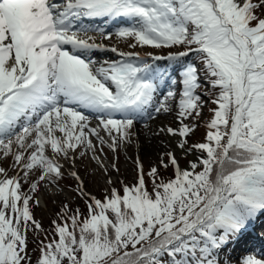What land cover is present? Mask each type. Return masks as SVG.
Listing matches in <instances>:
<instances>
[{
  "label": "snow or ice",
  "instance_id": "snow-or-ice-1",
  "mask_svg": "<svg viewBox=\"0 0 264 264\" xmlns=\"http://www.w3.org/2000/svg\"><path fill=\"white\" fill-rule=\"evenodd\" d=\"M95 20L126 23L114 32L85 23ZM89 32L114 35L133 51L90 42ZM97 52L119 58L92 59ZM189 55L199 63L183 64L171 80L180 86L179 126L156 135L175 138L186 154L195 150L196 160L181 169L167 151L147 173L137 160L135 183L103 200L70 171L86 216L67 215L65 204L37 264H227L220 254L264 215V0H0V153L17 169L9 176L0 167V264H31L28 234L43 231L31 193L64 178L59 160L74 169L91 153L104 168L98 151L117 153L138 121L173 111V91L156 100L165 78L156 62L181 64ZM201 72L216 107L206 142L189 147L203 106ZM170 167L165 182L160 168Z\"/></svg>",
  "mask_w": 264,
  "mask_h": 264
},
{
  "label": "rangeland",
  "instance_id": "rangeland-1",
  "mask_svg": "<svg viewBox=\"0 0 264 264\" xmlns=\"http://www.w3.org/2000/svg\"><path fill=\"white\" fill-rule=\"evenodd\" d=\"M105 44L111 47H116L119 51H133V49L127 47V41L116 38L114 35L111 39L106 40ZM134 51L145 52V48L138 47ZM189 59L193 60L191 63H197L195 56L193 57V55H191L189 56ZM201 83L203 85L201 87L202 89H198L197 91L202 96L203 106L201 108V116L194 121L196 125L194 132L190 133L187 137L189 147L195 143L206 142L205 137L209 130L207 124L214 115L212 110L216 107L210 102L214 93L210 91H205V93L202 92L208 87L207 83L202 80V76ZM172 91L177 94L175 101H167V103L173 107L172 112L162 114V116L158 117V119L156 118L155 121L151 119L138 121L135 127V134L131 137V142L122 146L117 153L111 152L106 146L103 149V153L99 151L97 152L100 160L103 161L104 168H101L91 159V153L83 158L77 159L76 167L74 169L71 167V161L65 163L61 158L59 162L63 165V171L65 173L64 178L58 184L41 182L37 191L31 193L34 197L33 201L30 202L31 210L34 218L41 223L43 228L42 232H29L28 234L27 253L30 257L31 264H37L40 255L39 248L41 246V240L47 236L48 240L45 241V243H47L54 237V226L52 221L55 220L57 223L63 222L61 217L65 212V204L69 206L67 215L71 216L75 213V210L79 209L82 213L81 218L83 219V217L86 216V204L78 195L76 183L70 178V171L75 170L81 176L85 185L86 193H90L96 198L103 200L104 196L108 195L113 187L117 190H122L123 185L127 184L131 186L135 183L137 177V160L143 165L145 173H147L151 167L158 166L159 158L167 151H173L175 153L181 169L187 168L190 161L196 160L199 153H196L195 150L186 154L185 151L176 147L175 138L168 137L164 133L156 135L161 127L177 128L179 126L175 106L178 104L180 86L178 85L172 89ZM166 94L162 95L163 97L161 96L159 100H164ZM90 123L92 126H95L97 121L91 120ZM151 135L152 138H150ZM92 139L95 142V138ZM148 139L152 140L149 141ZM141 144L143 145V149H141ZM1 155L2 153H0V167L6 168L9 176L15 175L13 171L17 169L12 167V157L5 158ZM113 164L118 167V172L113 169ZM169 169L165 170L160 168V176ZM105 170L107 171V174ZM130 179L133 182L132 184L129 182ZM109 180L112 181L111 184L108 183ZM145 180L148 184L147 186H151L150 179L147 176H145ZM29 188V184H24L22 191L27 193L29 192Z\"/></svg>",
  "mask_w": 264,
  "mask_h": 264
},
{
  "label": "bare ground",
  "instance_id": "bare-ground-1",
  "mask_svg": "<svg viewBox=\"0 0 264 264\" xmlns=\"http://www.w3.org/2000/svg\"><path fill=\"white\" fill-rule=\"evenodd\" d=\"M163 97V96H162ZM161 116H162V114H161ZM163 118V117H162ZM158 119V118H157ZM146 120V119H145ZM155 121V120H154ZM153 121V122H154ZM145 123V122H144ZM148 123V122H147ZM156 124V123H155ZM139 125V124H138ZM142 126H144V125H142ZM156 126V125H155ZM138 127H140V126H138ZM145 127V126H144ZM143 128V127H142ZM150 133V132H149ZM145 134V133H144ZM150 138H152V135L150 136ZM149 140V139H148ZM152 139H150L149 141H151ZM147 141V140H146ZM149 143V142H148ZM144 144V143H143ZM153 144V143H152ZM148 145V144H147ZM141 149H143V145L141 144ZM194 159V158H193Z\"/></svg>",
  "mask_w": 264,
  "mask_h": 264
},
{
  "label": "trees",
  "instance_id": "trees-1",
  "mask_svg": "<svg viewBox=\"0 0 264 264\" xmlns=\"http://www.w3.org/2000/svg\"><path fill=\"white\" fill-rule=\"evenodd\" d=\"M173 176L174 175L167 174L164 180L168 181L169 179L173 178Z\"/></svg>",
  "mask_w": 264,
  "mask_h": 264
}]
</instances>
